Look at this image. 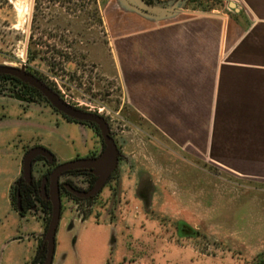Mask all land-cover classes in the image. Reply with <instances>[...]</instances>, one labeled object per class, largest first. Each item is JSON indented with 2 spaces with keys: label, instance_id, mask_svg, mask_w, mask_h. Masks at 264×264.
Returning a JSON list of instances; mask_svg holds the SVG:
<instances>
[{
  "label": "rangeland",
  "instance_id": "374dc122",
  "mask_svg": "<svg viewBox=\"0 0 264 264\" xmlns=\"http://www.w3.org/2000/svg\"><path fill=\"white\" fill-rule=\"evenodd\" d=\"M108 1L0 0V65L29 70L70 104L103 117L119 152L116 170L94 198L62 197L52 264L259 262L264 258V181L236 177L188 157L132 112L107 47ZM222 7L226 2L187 0L183 10ZM8 103L1 100L0 129L17 131L0 136V177L10 167L13 141L18 146L28 141L19 128L37 132L35 108L24 111L30 119L15 122L22 111ZM38 135L59 163L83 154L85 140L89 149H100L93 132L83 137L64 124ZM1 186L0 258L31 264L38 241L30 253L28 243L11 238L24 236L29 216L40 219L42 236V213L31 209L15 217Z\"/></svg>",
  "mask_w": 264,
  "mask_h": 264
},
{
  "label": "crops",
  "instance_id": "0c3cea01",
  "mask_svg": "<svg viewBox=\"0 0 264 264\" xmlns=\"http://www.w3.org/2000/svg\"><path fill=\"white\" fill-rule=\"evenodd\" d=\"M219 1L226 7L184 9L152 22L111 6L109 0L107 47L126 105L171 146L236 177L264 181V0ZM42 112L34 117L37 132L19 128L17 133L28 141L19 146L13 141L10 167L0 177L1 192L15 217L20 216L9 192L21 175L23 155L33 146H44L38 134L50 126L57 130L55 121L71 128ZM15 119L21 122L30 115L22 111ZM15 131L0 129V136ZM81 133L91 136L86 128ZM87 148L82 142L84 152L76 155ZM37 217H26L24 236L11 238L28 243L30 253L41 236ZM0 264L18 263L0 258Z\"/></svg>",
  "mask_w": 264,
  "mask_h": 264
},
{
  "label": "water",
  "instance_id": "95a60500",
  "mask_svg": "<svg viewBox=\"0 0 264 264\" xmlns=\"http://www.w3.org/2000/svg\"><path fill=\"white\" fill-rule=\"evenodd\" d=\"M187 0H170L166 3H157L148 0H116L117 6L124 12L136 14L146 20L158 22L170 19L183 10ZM229 7L234 4L229 2ZM0 75L10 76L36 90L58 114L80 123L91 124L99 132L102 149L92 158H79L56 165L40 181V190L43 199L50 205L49 218L42 235L39 254L43 253L41 264H52L55 250V236L60 221L61 199L59 189V177L69 171H85L95 177L94 183L86 191H78L67 184L64 189L77 199L86 200L95 197L102 189L106 181L116 170L119 160V152L113 138L110 136L109 127L103 117L98 114L83 111L67 104L60 96L24 69L7 65H0ZM37 157H42L49 163L53 161V155L44 147L36 146L26 151L21 162V178L16 186L21 183L30 185L32 182V165ZM47 187V188H46ZM19 191L16 195V209L22 211Z\"/></svg>",
  "mask_w": 264,
  "mask_h": 264
},
{
  "label": "flooded vegetation",
  "instance_id": "af4514ba",
  "mask_svg": "<svg viewBox=\"0 0 264 264\" xmlns=\"http://www.w3.org/2000/svg\"><path fill=\"white\" fill-rule=\"evenodd\" d=\"M47 22L50 23V21H47ZM47 22H45V23H47ZM30 28L31 27H30V22H29L28 27H27V42H26L27 49H30V43H29ZM34 53L43 54L42 52H39V51H34ZM1 65H6V64H1ZM7 66H10V65H7ZM11 67H14V66H11ZM15 68H17V67H15ZM25 71L28 72L29 74H31V72L29 70L28 71L25 70ZM31 75H33V74H31ZM36 78L39 79L38 77H36ZM60 98H62L67 104H69V105H71V106H73L75 108H78V109H81L83 111L88 112L87 110L79 108L76 105L70 104L62 96H60ZM1 100H7V101H10L12 103H16L22 109L21 111H25V109H27L30 106H32V107L35 108V110L37 111L39 116L42 115V113H43L42 111H45L46 109H48L50 111V115L52 117H54V120L60 119L63 123H66L67 125H70L71 128L79 130V131H81V129H85L86 128V129H89L91 132H93L97 136V138L99 140L100 149H98V150H90L89 148H87L88 150H87V152L84 155H78L77 154L72 159H70V161L71 160H75V159H79V158H92V157L97 156L100 153V151L102 149V141H101L99 132L97 134L95 132V129L91 128L90 126L85 125L86 123L76 122V121L70 120V119L62 116L61 114H58L54 109L51 108V106L47 103V101L41 95L39 96V94H38V92L36 90H34L31 87L27 86L26 84L18 81L17 79L12 78L10 76H1L0 75V105H1ZM56 122L57 121H55L53 123L55 125V128H57L59 126L58 122L57 123ZM88 125H90V124H88ZM109 133H110V129H109ZM86 142H87L86 140H85V142H83V145L85 147H87V143ZM36 146H40V145H36ZM36 146H33V147H36ZM40 147H44V146H40ZM44 148L47 149L46 147H44ZM53 157L54 158H53V161L51 163H49L47 160H45L42 157H37L34 160V163L32 165V182H31V184L30 185H26V184L21 183V184L24 185L25 190H28L30 192V194H29L30 202H32L33 205H34V206H31L30 210L33 209L35 211L41 212L42 208H41L39 202H45V203L47 202V201H45L43 199L44 195H43L42 191L40 190V181H41V179L43 177L48 176L50 171L56 165L60 164L57 161V158H55L54 155H53ZM20 178H21V175H20L19 179ZM71 178H72V180L73 179L76 180L78 182V185H76L71 180ZM19 179L17 181H19ZM94 180H95V177L92 174L87 173L85 171L73 170V171H69V172L63 173L59 177L60 199H62V197H64V196L67 197L66 194H69L64 189V187H63L64 184H67L70 187H72L73 189L78 190V191H86L89 188H91V186L94 183ZM107 183L104 184L102 189L106 186ZM102 189H101V191H102ZM69 195L71 196V197H68L70 200L75 198L71 194H69ZM75 199L77 200V202L85 201V200H81V199H77V198H75ZM86 200H88V199H86ZM61 215H62V212L60 213V219H61Z\"/></svg>",
  "mask_w": 264,
  "mask_h": 264
},
{
  "label": "trees",
  "instance_id": "16d2710c",
  "mask_svg": "<svg viewBox=\"0 0 264 264\" xmlns=\"http://www.w3.org/2000/svg\"><path fill=\"white\" fill-rule=\"evenodd\" d=\"M39 96H40V94H39ZM85 125L90 126L91 128H94L95 132L98 134V131L94 125H91V124L90 125L85 124ZM16 183H17V181L15 183H13L12 186L10 187L9 201H10L12 208L18 213V215L20 217H23L27 213V211L30 210L31 206H34V205L32 202H30V196H29L30 192L28 190H25V187L23 184H20L19 187H17ZM17 191H19V195L21 197L20 198L21 208H22L21 212H18L16 209ZM66 195H67V197H71L69 194H66ZM73 200L77 201L75 198ZM39 204L42 208L41 213H42V219H43L44 230H45V227H46V224H47V221L49 218L50 205L48 202H46V203L45 202H39ZM44 230H43V232H44ZM41 240H42V236L40 239H38V252H37L36 257L32 260L31 264H41V262L43 260V253L39 254ZM255 264H264V258Z\"/></svg>",
  "mask_w": 264,
  "mask_h": 264
}]
</instances>
